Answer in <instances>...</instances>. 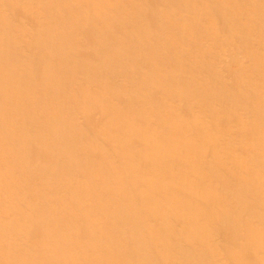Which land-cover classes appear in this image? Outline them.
Instances as JSON below:
<instances>
[{
  "label": "bare ground",
  "instance_id": "6f19581e",
  "mask_svg": "<svg viewBox=\"0 0 264 264\" xmlns=\"http://www.w3.org/2000/svg\"><path fill=\"white\" fill-rule=\"evenodd\" d=\"M0 264H264V0H0Z\"/></svg>",
  "mask_w": 264,
  "mask_h": 264
}]
</instances>
